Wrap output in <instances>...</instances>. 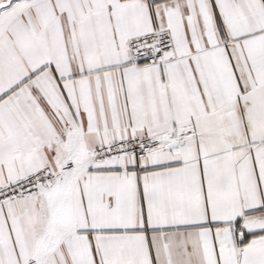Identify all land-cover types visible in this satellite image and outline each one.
<instances>
[{
	"label": "snow or ice",
	"instance_id": "obj_1",
	"mask_svg": "<svg viewBox=\"0 0 264 264\" xmlns=\"http://www.w3.org/2000/svg\"><path fill=\"white\" fill-rule=\"evenodd\" d=\"M0 264H264V0H0Z\"/></svg>",
	"mask_w": 264,
	"mask_h": 264
}]
</instances>
